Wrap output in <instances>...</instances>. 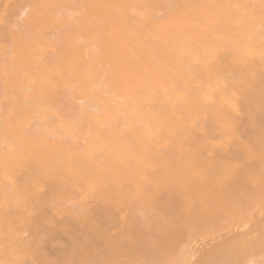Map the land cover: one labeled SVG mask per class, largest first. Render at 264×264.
Masks as SVG:
<instances>
[{"label":"bare ground","instance_id":"6f19581e","mask_svg":"<svg viewBox=\"0 0 264 264\" xmlns=\"http://www.w3.org/2000/svg\"><path fill=\"white\" fill-rule=\"evenodd\" d=\"M0 264H264V0H0Z\"/></svg>","mask_w":264,"mask_h":264}]
</instances>
